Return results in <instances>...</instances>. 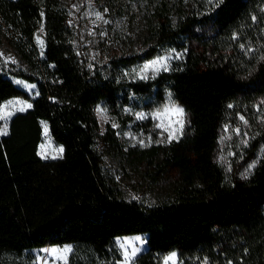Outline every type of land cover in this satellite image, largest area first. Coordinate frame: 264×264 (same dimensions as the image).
Here are the masks:
<instances>
[{
  "label": "trees",
  "instance_id": "trees-1",
  "mask_svg": "<svg viewBox=\"0 0 264 264\" xmlns=\"http://www.w3.org/2000/svg\"><path fill=\"white\" fill-rule=\"evenodd\" d=\"M104 4L113 20L128 22L127 40L142 51L100 71L80 62L64 0H0V44L27 66L14 75L37 89L32 107L0 135V264H37L26 250L66 244L76 250L65 264H118L115 239L132 235H146L151 254L176 251L178 264H264V0ZM40 26L43 52L35 41ZM166 48L185 50L169 70L147 80L123 74ZM167 90L187 127L178 140L133 153L176 178L173 197L147 207L125 199L104 174L95 107L103 103L128 123L124 108L153 110ZM16 97L30 100L0 73V107ZM43 123L63 148L60 158L39 156ZM224 130L247 141L240 151L246 178L215 161Z\"/></svg>",
  "mask_w": 264,
  "mask_h": 264
},
{
  "label": "rangeland",
  "instance_id": "rangeland-1",
  "mask_svg": "<svg viewBox=\"0 0 264 264\" xmlns=\"http://www.w3.org/2000/svg\"><path fill=\"white\" fill-rule=\"evenodd\" d=\"M64 2L67 9L66 24L72 35V44L80 62L86 68L104 71L109 68L112 59L142 51V46L133 45L131 41L127 40L128 22L113 20L105 7L104 0H64ZM97 14L102 18L97 19ZM42 28L40 26L35 33V41L41 52L44 51V31H41ZM39 40H43V46H41ZM184 54L185 50L166 48L162 55L130 66L123 70V74L129 78L141 79L140 70L145 64L167 56L170 57L168 61L170 68L172 63L181 59ZM14 55L17 56L7 43L2 42L0 44V73L10 79L17 87L26 91L30 96V100L16 97L2 103L0 115L5 116V119H0V130H3L5 125H7V134L9 133V123L12 117L17 113H24L29 110L30 108H27L26 105H32L31 100L37 95L35 84L26 82L14 75L17 70L28 72L27 66L21 60H13ZM162 71L157 72L149 69L145 73L147 78L144 80L152 79ZM17 101L19 103H16ZM173 102L182 107L175 100L171 91L167 90L164 103L153 110L139 111L126 107L123 109V115L127 114L132 119L128 123L123 122L103 103L95 107L98 130L96 131L94 148L102 159L104 174L117 184L123 197L127 200L136 201L141 205L151 207L173 197V184L176 179L174 174L170 172L161 173L152 166L138 163L134 160L133 155L136 151L169 143L167 140L168 133L163 131L162 127H157V124L168 127L170 122L176 119L173 114L163 112V109ZM21 107H24L25 110L19 111ZM7 113L12 114L8 116ZM157 113L160 114L158 117ZM141 115L143 118H140ZM140 124H143V126L147 125L141 127ZM45 127L47 125L43 123L42 141L38 147L39 156L44 160L60 158L63 152L60 153L59 149L62 147L51 138L48 127L47 132H45ZM186 127L187 115H185L183 133ZM182 135H180L179 139ZM243 141L245 140L242 137L237 138L234 134L229 133L228 130H224L217 143L215 161L232 175L243 176L248 172L247 162L241 160L240 151L245 145ZM135 237H140L141 241H136ZM126 240L132 241L136 247L141 248L134 263L142 258L153 256L160 261V264H163L164 258L173 253H149L146 235L119 237L115 239L116 248L119 250V258L116 261L118 264H122L123 261V251L120 248V243ZM69 246L72 251L67 254L66 262L51 254L50 250L53 248L63 249ZM75 250V246L66 244L63 246L28 249L25 252L34 256L37 264H65ZM174 252L177 253L176 251Z\"/></svg>",
  "mask_w": 264,
  "mask_h": 264
},
{
  "label": "snow or ice",
  "instance_id": "snow-or-ice-1",
  "mask_svg": "<svg viewBox=\"0 0 264 264\" xmlns=\"http://www.w3.org/2000/svg\"><path fill=\"white\" fill-rule=\"evenodd\" d=\"M209 3H212L214 6H218V3H222V0H208ZM102 17H100L99 14H97V19H101ZM251 19L253 21H255L257 18L256 16H252ZM41 31H43V28L41 29ZM234 39L236 38L235 36L233 37ZM39 43L41 44V46H43V40H39ZM241 47H243V45H241ZM170 57H160L156 60L151 61L150 63H147L143 66V68L140 70V78L141 79H145L147 78L145 76V73L149 70L152 69L154 71H167L169 70V61ZM261 59H264V55L261 56ZM19 83V82H18ZM11 103V102H10ZM16 103H19V101H17ZM27 108H31L32 105L31 104H27L26 105ZM229 107H232V105H229ZM25 108L21 107L19 109V111H24ZM163 112L165 113H171L173 114L176 119L174 121H171L168 127H163V125L161 124H157V127H162L163 131H166L168 133L167 136V140L168 142H171L172 140H178L180 135H182L183 133V129L185 126V110L183 107H180L178 105H176L174 102L170 103L168 106H166L163 109ZM12 113H7L8 116H10ZM157 117L160 115L159 113L156 114ZM140 118H143V116L141 115ZM0 119H5V116L0 115ZM241 120L244 121L245 124H247V121L244 120V117L241 116L240 117ZM115 126V125H113ZM7 125H5V128L3 130H0V135H6L7 131H6ZM240 129L236 128L234 129V132L239 135L240 134ZM45 132H47V127H45ZM244 135H247V133H244ZM149 142H150V138H149ZM143 144V142H141ZM243 143H247V141H243ZM59 152L62 153L63 149L60 148ZM43 155V154H42ZM46 158V157H45ZM56 158V157H53ZM255 164H251L249 165V171L251 170V168H254ZM246 178V175H245ZM136 241H141L140 237H135ZM120 248L123 251V261L122 264H134L135 258L137 257V255L140 253L141 248L136 247L132 241H123L120 243ZM51 254H53V256L59 258V259H63L66 262V258H67V254L70 253L72 251L71 247H65L63 249H51ZM178 255L177 253L173 252L170 255L166 256L164 258L163 264H178ZM204 264H207V261H204Z\"/></svg>",
  "mask_w": 264,
  "mask_h": 264
},
{
  "label": "water",
  "instance_id": "water-1",
  "mask_svg": "<svg viewBox=\"0 0 264 264\" xmlns=\"http://www.w3.org/2000/svg\"><path fill=\"white\" fill-rule=\"evenodd\" d=\"M13 60H14V61H19L20 59H19L17 56L14 55V56H13Z\"/></svg>",
  "mask_w": 264,
  "mask_h": 264
}]
</instances>
